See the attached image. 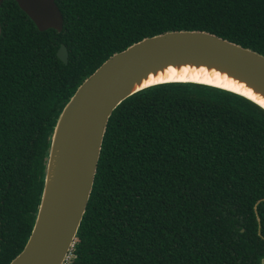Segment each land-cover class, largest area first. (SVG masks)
<instances>
[{
    "label": "trees",
    "instance_id": "1",
    "mask_svg": "<svg viewBox=\"0 0 264 264\" xmlns=\"http://www.w3.org/2000/svg\"><path fill=\"white\" fill-rule=\"evenodd\" d=\"M54 2L59 32L38 31L13 0L0 4V264L30 232L54 118L112 53L201 30L264 55V0ZM261 198V108L193 83L141 89L107 119L66 264H259Z\"/></svg>",
    "mask_w": 264,
    "mask_h": 264
},
{
    "label": "water",
    "instance_id": "2",
    "mask_svg": "<svg viewBox=\"0 0 264 264\" xmlns=\"http://www.w3.org/2000/svg\"><path fill=\"white\" fill-rule=\"evenodd\" d=\"M13 1L38 31L61 30L54 0ZM55 55L67 62L62 43ZM187 61L222 69L264 97V55L206 31L169 30L112 53L82 80L53 120L36 214L22 249L7 264H61L65 259L89 196L107 119L129 95L159 84L193 83L239 95L264 111L243 94L203 82L167 80L135 87L149 71Z\"/></svg>",
    "mask_w": 264,
    "mask_h": 264
},
{
    "label": "bare ground",
    "instance_id": "3",
    "mask_svg": "<svg viewBox=\"0 0 264 264\" xmlns=\"http://www.w3.org/2000/svg\"><path fill=\"white\" fill-rule=\"evenodd\" d=\"M167 80H191L216 85L243 94L264 106V97L262 94L253 90L243 80L226 73L222 69L202 63H191L187 61L159 66L154 71H149L143 76L139 84H135V87ZM53 158L54 156H52L50 165L54 163ZM50 174L51 167L49 176Z\"/></svg>",
    "mask_w": 264,
    "mask_h": 264
},
{
    "label": "built area",
    "instance_id": "4",
    "mask_svg": "<svg viewBox=\"0 0 264 264\" xmlns=\"http://www.w3.org/2000/svg\"><path fill=\"white\" fill-rule=\"evenodd\" d=\"M68 258H69V251H68V253H67V255H66L65 259L62 261V263H61V264H66V263H67V260H68Z\"/></svg>",
    "mask_w": 264,
    "mask_h": 264
},
{
    "label": "flooded vegetation",
    "instance_id": "5",
    "mask_svg": "<svg viewBox=\"0 0 264 264\" xmlns=\"http://www.w3.org/2000/svg\"><path fill=\"white\" fill-rule=\"evenodd\" d=\"M2 1H4V0H0V4L2 3Z\"/></svg>",
    "mask_w": 264,
    "mask_h": 264
}]
</instances>
